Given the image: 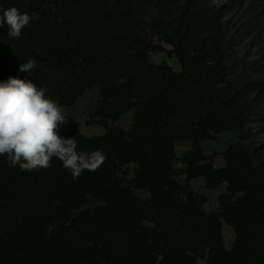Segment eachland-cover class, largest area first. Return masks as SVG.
I'll return each mask as SVG.
<instances>
[{"label": "trees", "instance_id": "16d2710c", "mask_svg": "<svg viewBox=\"0 0 264 264\" xmlns=\"http://www.w3.org/2000/svg\"><path fill=\"white\" fill-rule=\"evenodd\" d=\"M246 1L0 0V16L16 7L33 17L19 38L0 27V82L31 80L62 108L98 87L104 133L63 137L106 155L76 180L57 158L28 173L0 156V264H264V141L246 130L264 80L230 63L242 37L232 12ZM160 52L180 69L157 63ZM29 57L31 74L19 70ZM131 111L129 128L115 125ZM232 131L238 139L216 167L203 143ZM185 141L192 148L179 161ZM197 177L212 190L227 184L218 211L205 209Z\"/></svg>", "mask_w": 264, "mask_h": 264}, {"label": "clouds", "instance_id": "9594fccd", "mask_svg": "<svg viewBox=\"0 0 264 264\" xmlns=\"http://www.w3.org/2000/svg\"><path fill=\"white\" fill-rule=\"evenodd\" d=\"M32 19L29 13L10 7L0 16V27L7 25L8 35L19 38ZM35 66L29 57L19 70L31 74ZM46 92L28 79L9 77L0 82V156H6L11 167L28 173L50 168L52 159L57 158L70 170L73 180L84 171H97L106 155L101 150L77 151L74 137L59 134L66 116Z\"/></svg>", "mask_w": 264, "mask_h": 264}, {"label": "rangeland", "instance_id": "374dc122", "mask_svg": "<svg viewBox=\"0 0 264 264\" xmlns=\"http://www.w3.org/2000/svg\"><path fill=\"white\" fill-rule=\"evenodd\" d=\"M226 0H214L216 3H222ZM235 29L241 34L240 45L230 59V63L234 62V66H239L240 73L244 74L245 79L264 80V0H247L242 9L234 10ZM230 16H232L230 14ZM158 38H156V41ZM167 49L171 47L164 44ZM157 63L167 61L175 70L180 69L178 60L174 56H169L164 52L153 56ZM260 62V69H255V63ZM237 74V73H236ZM234 74V76H236ZM100 98V89L94 87L88 90L77 103L73 106L63 108L66 116L65 123L60 127L59 134L67 135L75 129H80L88 136L99 135L104 133V127L98 123V118L95 117L94 111ZM134 112L125 113L115 125L122 128H129L133 121ZM252 139L264 141V103L261 104L252 115V120L246 128ZM238 139V131L224 132L218 135L215 140H207L203 143L204 153L207 156V161H212L216 167L225 165L223 153L225 149ZM192 148L191 141L179 142L177 144V154L179 161L182 160L184 154ZM179 164V163H178ZM180 180L185 182V176ZM226 185L223 184L218 189L212 190L207 187L204 177H197L192 181V187L195 192L207 196L208 201L205 204L207 212L212 213L219 209V198L226 193ZM135 193L146 199L149 193L144 190H135ZM101 202L90 199L87 207H95ZM235 231L231 226L224 222V237L226 246L231 249L235 241ZM205 260H200L199 264H205Z\"/></svg>", "mask_w": 264, "mask_h": 264}, {"label": "crops", "instance_id": "0c3cea01", "mask_svg": "<svg viewBox=\"0 0 264 264\" xmlns=\"http://www.w3.org/2000/svg\"><path fill=\"white\" fill-rule=\"evenodd\" d=\"M206 264V263H205Z\"/></svg>", "mask_w": 264, "mask_h": 264}]
</instances>
